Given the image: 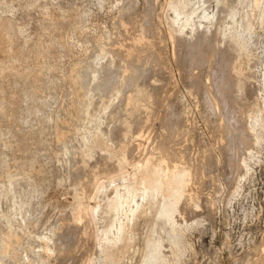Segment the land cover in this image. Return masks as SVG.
<instances>
[{
    "label": "rangeland",
    "instance_id": "obj_1",
    "mask_svg": "<svg viewBox=\"0 0 264 264\" xmlns=\"http://www.w3.org/2000/svg\"><path fill=\"white\" fill-rule=\"evenodd\" d=\"M161 148L192 169L172 219ZM156 248L264 264V0H0V264Z\"/></svg>",
    "mask_w": 264,
    "mask_h": 264
},
{
    "label": "bare ground",
    "instance_id": "obj_2",
    "mask_svg": "<svg viewBox=\"0 0 264 264\" xmlns=\"http://www.w3.org/2000/svg\"><path fill=\"white\" fill-rule=\"evenodd\" d=\"M215 52V50H214ZM127 55V53H126ZM214 55V53H213ZM212 55V56H213ZM211 56V55H210ZM242 84V80H238L236 85L238 87H240ZM121 91V89H119V92ZM210 91V90H209ZM212 92V91H211ZM213 96V94H211ZM133 98V97H132ZM212 103L216 106L217 108L219 107L216 100L212 97ZM130 124H127V128H126V134L130 133ZM251 129V128H250ZM147 136V135H146ZM160 149V148H159ZM163 149L162 152V156L159 158V160L156 163H153V160L151 157H147L145 159V161L143 160V165L144 167L150 168L152 171L156 170V169H164L166 174H172V176H177L179 177V181H181V186L180 188L182 189L181 191L176 190L165 202V206L162 210V215L172 219L174 213L177 211L178 209V204L181 200V198L183 197V195L185 194V191L187 190V185H188V181H190L189 179V175H191V171L192 169H190L187 165L184 166L178 163L175 164H170L169 163V153L170 151H166V149ZM153 153V152H152ZM177 160V159H176ZM181 162V161H180ZM244 164V163H243ZM192 168V167H191ZM192 177V176H191ZM96 179V178H95ZM91 182V181H90ZM153 182V181H152ZM156 182H158L157 184L152 183L153 185H150L151 189L154 191H157L160 188V185H162V181L159 179L156 180ZM96 184V183H95ZM95 187V186H94ZM194 199V198H193ZM197 200V199H196ZM195 202V200H194ZM90 206V205H89ZM95 216V209L93 208H88V207H82L79 212L78 215L76 216L75 220L73 219V221H76L75 223H77V221L79 222L82 219L88 218L90 221L94 218ZM86 220V219H85ZM90 224V223H89ZM85 234H88V232H84ZM92 238H95V236L91 233ZM96 241V240H95ZM96 244V243H95ZM157 248L153 250L152 253V258L150 263L151 264H157Z\"/></svg>",
    "mask_w": 264,
    "mask_h": 264
}]
</instances>
